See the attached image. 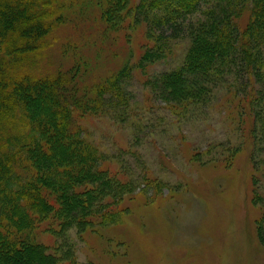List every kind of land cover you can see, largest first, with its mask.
Instances as JSON below:
<instances>
[{
    "label": "rangeland",
    "instance_id": "rangeland-1",
    "mask_svg": "<svg viewBox=\"0 0 264 264\" xmlns=\"http://www.w3.org/2000/svg\"><path fill=\"white\" fill-rule=\"evenodd\" d=\"M102 1L59 0L68 19L19 67L39 77L83 62L86 84L131 68L121 82L126 102L107 95L101 111L80 119L102 155V177L79 193L93 191L98 213L70 225L38 218L35 239L56 264H264L259 84L229 76L208 103L168 100L157 79L184 63L189 39H168L162 58L141 65L155 41L133 21L140 0H125L116 29Z\"/></svg>",
    "mask_w": 264,
    "mask_h": 264
},
{
    "label": "trees",
    "instance_id": "trees-1",
    "mask_svg": "<svg viewBox=\"0 0 264 264\" xmlns=\"http://www.w3.org/2000/svg\"><path fill=\"white\" fill-rule=\"evenodd\" d=\"M123 4L101 3L114 29ZM67 19L59 0H0V264H56L35 239L38 218L70 225L98 213L93 191L79 193L102 177V155L82 136L80 119L101 111L107 95L126 102L121 82L131 68L89 84L83 62L39 77L20 70ZM133 21L155 41L141 65L162 58L168 39H189L184 63L157 79L168 100L208 103L229 76L259 84L254 131L264 138V0H140ZM258 225L264 245V205Z\"/></svg>",
    "mask_w": 264,
    "mask_h": 264
}]
</instances>
